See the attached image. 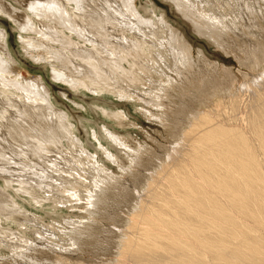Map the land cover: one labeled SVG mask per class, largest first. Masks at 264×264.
<instances>
[{
  "label": "bare ground",
  "instance_id": "6f19581e",
  "mask_svg": "<svg viewBox=\"0 0 264 264\" xmlns=\"http://www.w3.org/2000/svg\"><path fill=\"white\" fill-rule=\"evenodd\" d=\"M167 1L226 53L231 33L248 41L236 30L264 24V0ZM149 12L138 0H0L29 56L52 65L56 80L137 96L171 137L159 153L94 129L117 172L76 134L43 77H23L0 25V172L10 174L0 173V245L11 253L1 263L264 264V70L233 93L229 67L196 51L155 6ZM54 151L60 158L49 160ZM9 180L36 202L84 211L59 227L18 217ZM10 221L25 229H4ZM93 244L103 257L83 253Z\"/></svg>",
  "mask_w": 264,
  "mask_h": 264
},
{
  "label": "rangeland",
  "instance_id": "374dc122",
  "mask_svg": "<svg viewBox=\"0 0 264 264\" xmlns=\"http://www.w3.org/2000/svg\"><path fill=\"white\" fill-rule=\"evenodd\" d=\"M138 5L141 9H146L148 12L152 6H155L159 13L165 14V17L171 24L179 29L183 34H186L185 36H187L188 41L191 45L194 46L196 51L200 49L204 50L205 53L208 54V57L210 56L209 59H211V61L216 63L220 62V65H226L227 67H229L231 71H233L232 75L236 76L232 87L233 93H236L238 89H242L241 81H251L254 76L258 75L264 70V62L261 63L264 56V24L262 22L260 27L252 29V31L255 32V35L252 34V31L245 28L241 29L240 32L238 29L236 30L238 32V35H241V33H243L242 36L245 35V39L249 38L247 39L248 41L242 40L241 37H236V35L231 33L227 38V42L230 41L233 46L226 53L222 49L216 47L205 37H201V35H198L194 31L193 25L189 21L178 15L176 7L171 2L167 0H138ZM0 25L8 32L9 45L14 57L18 61L17 65L20 66L23 77L25 76L24 78L27 79H37L36 76L43 77L47 84V88H49L50 90L49 93L53 98L55 106L58 109H61L69 114L71 121L75 124L76 134H78V136L83 139L90 150L94 152L98 151L100 154H102L104 161L107 164H110L111 167L114 168L117 172H121L120 169L114 163H112V161L108 160L107 152L102 151L105 149H102L99 142L96 141L95 137H93L94 129H98L103 132L105 125L109 129L117 132V134L121 135L122 137H127L134 145L138 146L139 143H141L148 149H157V152L160 151L159 153H161L162 151L161 149L159 150L158 145H160V143H165L168 146L171 144V137L164 129L162 124L153 121V119L150 120L149 118H147L148 116L146 114V110L142 106L143 103L140 101L139 97L135 96L124 99L114 92L101 90L94 92L91 88H89L94 83H92L91 80L90 82L88 78L84 79L89 87H75L67 81L56 80L53 76L52 65L45 62L38 63L36 59L30 57L31 55L26 51V48L22 43L18 27L15 26V23L10 18H8V16H3V14L0 13ZM246 56H252L253 59L250 62H246ZM221 72L224 73L223 71ZM144 84L145 85L141 86L142 89L147 88L148 81L145 80ZM102 135V142H105V145L108 144L107 146L111 149H117V145L105 133ZM50 153L51 152L46 153L48 157L51 155V158H48L49 160L54 161V159H56L57 157L60 158V155L57 154V152L54 151L51 154ZM119 154L121 156V159L125 163H127L128 158L125 151L121 150L119 151ZM53 155L55 156L53 157ZM1 174L2 176L10 177V174ZM14 179L17 180V177H15ZM9 181L12 182L10 183L9 190H11L10 192L15 195V203L17 204V206L22 207L25 212L21 214L19 213L20 216L17 215L18 217H25L28 215L30 219H32L36 216L42 218L43 221L48 223V225L50 223H55L54 225H57L56 227H59L60 225L58 220H61L68 214L84 211L83 208H68L64 204H62V206L59 201H55L54 199L51 201L38 199V204V202H36V200H34L30 195L23 193L20 189L18 190V187L20 186V183L18 181ZM0 182H2L1 179ZM43 193L44 192L40 193L42 194L41 196L45 195ZM57 198L60 197L57 196L56 199ZM40 202L42 203L40 204ZM49 203L52 204L50 205ZM7 223H5L6 227L4 226V229L6 230L19 228H21L22 230L25 229L24 227H21L16 221H10V223ZM31 235L32 233L28 234V236ZM31 237L36 240V244L42 242L40 235L37 233L33 234ZM3 244L4 243L0 245V257H2L3 255L10 256L11 253H7L9 247ZM90 246L92 247L89 248L88 252L86 251L83 253H86L88 256H90L91 254L98 255L99 257L104 256L105 252L101 247L104 245L98 246L96 244H93ZM63 251L66 254L72 253L69 250ZM2 253L3 255H1ZM75 253H78V255H82L80 251H76ZM0 264L11 263L0 262Z\"/></svg>",
  "mask_w": 264,
  "mask_h": 264
}]
</instances>
